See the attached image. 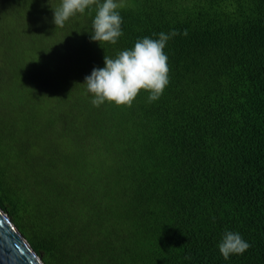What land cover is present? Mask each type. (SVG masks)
Returning <instances> with one entry per match:
<instances>
[{"label":"trees","instance_id":"trees-1","mask_svg":"<svg viewBox=\"0 0 264 264\" xmlns=\"http://www.w3.org/2000/svg\"><path fill=\"white\" fill-rule=\"evenodd\" d=\"M116 2L100 46L95 6L0 0V207L44 264H264V0ZM173 30L159 100L93 106L105 55Z\"/></svg>","mask_w":264,"mask_h":264},{"label":"clouds","instance_id":"clouds-1","mask_svg":"<svg viewBox=\"0 0 264 264\" xmlns=\"http://www.w3.org/2000/svg\"><path fill=\"white\" fill-rule=\"evenodd\" d=\"M95 6L97 11L92 22L90 39L115 45L123 35L122 17L118 9L123 7L116 0H61L59 7L53 9V23L63 27L77 14H84L86 9ZM173 30L168 34L159 33L158 39L144 37L138 39L134 47L118 52L115 58L104 56V67L93 68L85 77L84 84L93 99L91 103L99 107L105 102L117 106L132 107L141 91L149 93L148 101L159 100L169 84L168 57L164 52L168 40L179 35ZM183 35H187V30ZM225 260L231 255H242L251 245L240 233L226 231L218 244Z\"/></svg>","mask_w":264,"mask_h":264},{"label":"water","instance_id":"water-1","mask_svg":"<svg viewBox=\"0 0 264 264\" xmlns=\"http://www.w3.org/2000/svg\"><path fill=\"white\" fill-rule=\"evenodd\" d=\"M0 264H44L40 255L0 207Z\"/></svg>","mask_w":264,"mask_h":264}]
</instances>
